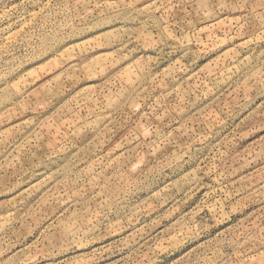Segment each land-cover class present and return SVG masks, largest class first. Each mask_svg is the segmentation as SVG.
<instances>
[{
  "label": "rangeland",
  "instance_id": "rangeland-1",
  "mask_svg": "<svg viewBox=\"0 0 264 264\" xmlns=\"http://www.w3.org/2000/svg\"><path fill=\"white\" fill-rule=\"evenodd\" d=\"M0 264H264V0H0Z\"/></svg>",
  "mask_w": 264,
  "mask_h": 264
}]
</instances>
